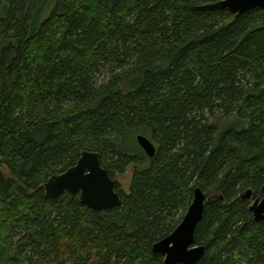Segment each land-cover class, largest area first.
Instances as JSON below:
<instances>
[{
	"label": "trees",
	"instance_id": "obj_1",
	"mask_svg": "<svg viewBox=\"0 0 264 264\" xmlns=\"http://www.w3.org/2000/svg\"><path fill=\"white\" fill-rule=\"evenodd\" d=\"M219 1L0 0V264H163L197 188V264H264V8ZM83 150L120 206L45 195Z\"/></svg>",
	"mask_w": 264,
	"mask_h": 264
},
{
	"label": "water",
	"instance_id": "obj_2",
	"mask_svg": "<svg viewBox=\"0 0 264 264\" xmlns=\"http://www.w3.org/2000/svg\"><path fill=\"white\" fill-rule=\"evenodd\" d=\"M212 6L227 9L239 16L257 7L264 8V0H221ZM137 141L149 157L156 154V146L147 136L139 134ZM116 183L102 165L100 153L83 150L75 165L52 175L43 187L49 198H56L63 193L78 195L81 203L91 209L111 210L122 203ZM251 195L252 190L249 189L242 198L250 199ZM210 200L211 197L200 188L195 189L193 200L181 222L171 234L153 245V251L164 256L163 264H197L203 257L205 246L195 244V232ZM250 211L255 220H263L264 197L253 199Z\"/></svg>",
	"mask_w": 264,
	"mask_h": 264
},
{
	"label": "rangeland",
	"instance_id": "obj_3",
	"mask_svg": "<svg viewBox=\"0 0 264 264\" xmlns=\"http://www.w3.org/2000/svg\"><path fill=\"white\" fill-rule=\"evenodd\" d=\"M133 169L134 166H130L127 170L121 174L116 176V180L119 183V189H121L125 193H129L130 191V184L133 176Z\"/></svg>",
	"mask_w": 264,
	"mask_h": 264
}]
</instances>
